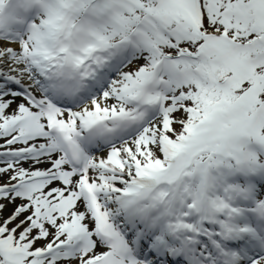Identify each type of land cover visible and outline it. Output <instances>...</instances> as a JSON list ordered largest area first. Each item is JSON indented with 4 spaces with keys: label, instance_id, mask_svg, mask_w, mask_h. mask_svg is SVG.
I'll return each instance as SVG.
<instances>
[{
    "label": "snow or ice",
    "instance_id": "1",
    "mask_svg": "<svg viewBox=\"0 0 264 264\" xmlns=\"http://www.w3.org/2000/svg\"><path fill=\"white\" fill-rule=\"evenodd\" d=\"M0 264H264V0H0Z\"/></svg>",
    "mask_w": 264,
    "mask_h": 264
}]
</instances>
